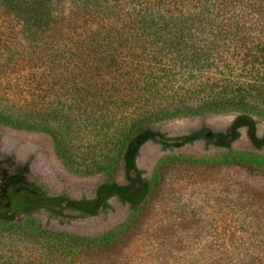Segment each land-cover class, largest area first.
I'll use <instances>...</instances> for the list:
<instances>
[{
	"label": "trees",
	"instance_id": "16d2710c",
	"mask_svg": "<svg viewBox=\"0 0 264 264\" xmlns=\"http://www.w3.org/2000/svg\"><path fill=\"white\" fill-rule=\"evenodd\" d=\"M0 16L9 22L0 38V125L45 134L71 173L104 177L92 198L53 194L33 179L29 162L0 146V264H133V247L146 235L169 263L167 218L152 231L147 221L155 223L171 173L237 168L264 180L263 154L232 149L242 129L264 148V0H0ZM8 77L23 79L30 99L2 97ZM228 113L235 118L223 133L204 127L169 137L156 129L179 117ZM200 139L225 151L168 156L152 179L138 167L150 142L167 148ZM112 200L131 213L100 235L44 222L107 214ZM237 200L242 213L264 220L262 192L247 189ZM225 235L200 264H264V237L251 253L249 246L234 250Z\"/></svg>",
	"mask_w": 264,
	"mask_h": 264
},
{
	"label": "rangeland",
	"instance_id": "374dc122",
	"mask_svg": "<svg viewBox=\"0 0 264 264\" xmlns=\"http://www.w3.org/2000/svg\"><path fill=\"white\" fill-rule=\"evenodd\" d=\"M5 19L0 16V38L9 30V22ZM13 79L8 77L3 80L1 96L10 102L30 99L29 92L19 83V80L23 79L15 77ZM234 118L235 115L230 113L204 117H179L158 124L156 129L169 137L190 135L204 127L209 133H223ZM258 135H264V120L259 122ZM0 146L3 152L14 154L22 162H29L33 179L45 184L53 194L67 192L77 199L92 198L98 185L104 180L103 176L81 177L71 173L56 156L50 137L42 133L17 131L0 125ZM232 149L256 151L264 155V148L257 150L245 129L240 131V138L232 143ZM223 151L225 150L201 139L183 147L167 148L150 142L142 148L137 164L144 172V176L152 179L160 161L168 156L201 158ZM183 170L182 173L173 172L168 176L167 185L160 196L163 202L156 209V214L159 215H155L154 224L150 218L147 221L152 225L149 227L152 231L156 228L157 221L167 218L161 226L171 233V241L164 244V254L168 255L165 260L172 256L171 263L162 261L163 254H158L156 248L158 243L150 237L147 238L146 235L145 239L137 242L133 247L130 256L133 264H200L206 258L215 255L210 247L217 248L222 243L221 235H225V232L226 242L234 250L238 247L240 251L248 246L252 248L251 253L253 250H260L255 248L256 244L258 245L255 240L264 237V220L261 218L254 221L252 215L244 214V210L242 213L237 196L247 189L260 191L264 196V180L253 178L244 170L237 168L196 174L197 172L190 167L188 175L191 178L186 176ZM117 180L124 183L123 173H119ZM112 205V211L97 217L66 224L58 221L48 222L45 218L44 222L51 229L96 236L117 228L131 213L128 206L116 200H112ZM262 212L264 214V210ZM259 215L262 216L261 212ZM243 221L247 226L246 230L249 231L247 234L243 232ZM172 228L174 229L170 230ZM182 228L188 231H180Z\"/></svg>",
	"mask_w": 264,
	"mask_h": 264
},
{
	"label": "water",
	"instance_id": "95a60500",
	"mask_svg": "<svg viewBox=\"0 0 264 264\" xmlns=\"http://www.w3.org/2000/svg\"><path fill=\"white\" fill-rule=\"evenodd\" d=\"M208 138H209L210 140H212V139H213V137H212V135H211V134H208Z\"/></svg>",
	"mask_w": 264,
	"mask_h": 264
}]
</instances>
